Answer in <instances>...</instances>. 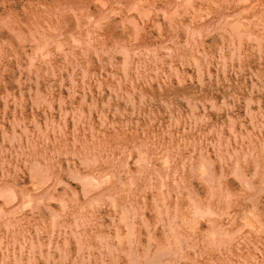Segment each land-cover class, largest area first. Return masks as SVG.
Instances as JSON below:
<instances>
[{"label": "rangeland", "instance_id": "374dc122", "mask_svg": "<svg viewBox=\"0 0 264 264\" xmlns=\"http://www.w3.org/2000/svg\"><path fill=\"white\" fill-rule=\"evenodd\" d=\"M0 264H264V0H0Z\"/></svg>", "mask_w": 264, "mask_h": 264}]
</instances>
